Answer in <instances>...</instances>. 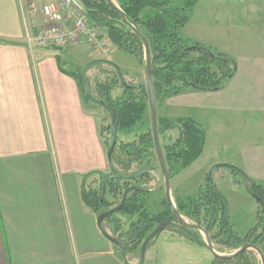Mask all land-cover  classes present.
<instances>
[{"label":"crops","instance_id":"1","mask_svg":"<svg viewBox=\"0 0 264 264\" xmlns=\"http://www.w3.org/2000/svg\"><path fill=\"white\" fill-rule=\"evenodd\" d=\"M21 1L0 0V264H125L81 197L86 175L110 170L101 117L76 78L63 72L70 70L61 51L27 42L32 12ZM68 51L93 60L84 46ZM158 105V117L202 127L201 158L208 152L212 166L234 165L264 188V56L240 60L221 91L190 90ZM162 234L144 264H161L164 254L163 264H182V254L198 246ZM129 264H141V257Z\"/></svg>","mask_w":264,"mask_h":264},{"label":"trees","instance_id":"2","mask_svg":"<svg viewBox=\"0 0 264 264\" xmlns=\"http://www.w3.org/2000/svg\"><path fill=\"white\" fill-rule=\"evenodd\" d=\"M81 2L93 25L98 30L106 29V36L111 44L116 49L135 57L144 66V70L145 52L142 38L137 30L148 41L152 61L153 92L157 105L190 90L221 91L236 74L237 64L233 59L181 37V30L187 25L199 0H114L125 14L126 20L108 0H81ZM95 62L97 61L91 62L90 66ZM101 62L112 66L114 72L106 82L98 83V97L93 96L88 87L87 92L84 89L86 70L82 73L64 70L63 72L76 78L86 103L102 109L99 103L105 105L106 108L103 110L110 125L108 128L101 126L100 135L108 150L112 145L113 125L116 128L117 144L110 159L113 169L109 174L95 172L86 175L97 174L101 177V182L99 189L91 190L85 188L83 180L81 197L85 206L99 217L121 206L124 194L127 193L120 210L105 219L101 231L106 238L117 242L114 244L117 256L123 263L129 264L127 256L138 254L140 258L145 240L173 216V211L166 198L161 202L164 210L160 213H152L147 206L145 196L150 191L143 184L151 177L149 172L135 180L122 177L139 173L148 164H150L149 171L160 168L154 144L147 85L141 83L124 86L118 76L120 68L112 63ZM115 88L122 91L117 98L112 96ZM147 113L150 115L149 122L146 120ZM173 130L179 131L178 138L174 140L171 137L168 143H163L165 134ZM106 131L111 135L109 145L104 138ZM158 132L170 179L192 166L203 155L206 133L192 119L168 120L158 117ZM121 136H132L133 139L124 142ZM134 166L138 170L129 172ZM115 172L121 176L116 175ZM233 172L242 176L253 198H261L264 201L262 183L253 181L237 168ZM121 189H124L123 193H119ZM107 193L114 197L120 195L117 205L106 199ZM175 205L182 217L207 231L215 246L234 253L245 245L260 248L264 243L263 207L260 205L263 215L258 217L256 225L245 236H239L231 224L228 200L212 177L206 179L205 185L195 197L186 199L177 197ZM104 223L109 226L113 236L107 233ZM165 231H171L193 244L207 248L205 239L199 231L184 226L177 220L169 222L161 233ZM161 233L149 242L146 250ZM211 264H256V259L253 251H246L230 260L214 258Z\"/></svg>","mask_w":264,"mask_h":264},{"label":"rangeland","instance_id":"3","mask_svg":"<svg viewBox=\"0 0 264 264\" xmlns=\"http://www.w3.org/2000/svg\"><path fill=\"white\" fill-rule=\"evenodd\" d=\"M58 1L61 0H22L21 2L23 6L25 5L28 11L32 12L30 17L33 23V28H31L32 26L29 27V22L27 20L26 33L27 30L30 32L31 30L38 32V25L35 26L34 21L35 23H38V20H41L39 14L42 6ZM76 1L84 9L87 16L85 6L81 0ZM97 31L106 42L105 48L102 51H96L92 48V45L84 43L85 41L80 42L74 47L57 48V50L61 51L60 54L62 56L64 66L68 70L77 73H82L86 70L84 73L85 84L87 85L89 91L92 92L93 96L96 97H98V83L106 82L112 76L111 73L114 72V68L112 66L106 63L104 64L101 61L114 64L115 59L119 60L122 64V68L120 70L123 72V77L127 85H138L141 83L146 84L144 66L140 64L135 57L116 49L106 36V29L103 28L102 30ZM181 37L185 40H190L194 43H199L211 48L218 53L225 54L229 58L236 61V64L240 60L249 56H264V0H199L190 15L187 25L181 30ZM79 46L89 48L90 53L93 55V60L87 58V53L85 51L66 52V50ZM113 53H115V55L112 59H104ZM94 61L97 62L90 66V63ZM121 93L122 91L119 88H115L112 92V96L113 98H117L121 95ZM96 109L97 113L101 117L102 126L108 128L110 121L104 110L101 107H96ZM149 118L150 115L147 113V122H149ZM104 136L107 144L109 145L111 142V135L109 131H106ZM121 138L124 142H129L133 139L132 136H121ZM169 140L168 134H165L162 142L168 143ZM221 153L226 156L233 154L234 151H222ZM209 156L210 155L207 152L203 158L199 159L192 166L183 170L180 174L171 179V189L173 191L176 190L175 194L171 192L174 205L175 199L177 198L176 193L183 199L192 198L195 197L199 193L202 186L205 185L208 175L211 173L212 169L217 166L211 165L212 160ZM224 165L231 164L224 163ZM237 169L239 168L237 167ZM137 170L138 168L134 166L129 172L132 173ZM109 173L110 170L105 172V174ZM149 173L151 177L144 182L143 186L148 189L150 193L154 192L155 194L152 193L150 196L147 194L145 199L147 200V206L151 212L157 214L164 210V207L161 205V202L166 198L164 181L160 168L156 171H149ZM213 174L212 180L216 183L217 187H219L228 200L231 224L235 233L239 236H245L256 225L258 217L263 215L262 207L247 190L246 182L242 176L235 174L233 170L229 168H218ZM85 177L83 180L86 189H99L101 182V177L99 175L94 174L92 176ZM123 190L124 189H121L119 193H123ZM119 198L120 195L114 197L110 193H107L106 196V199L115 205L118 204ZM104 228L109 235L113 236L109 226L105 223ZM165 232L172 233L171 231ZM161 234L156 239L159 240L158 243H161V239L163 237ZM193 247L194 251L191 252V254L187 252L182 254V264H211L214 256L207 248H198V246L195 245ZM215 249L222 255L232 253V251L218 246H215ZM261 251L264 253V247H261ZM253 253L256 259V264H261V259L258 253L254 251ZM133 258L138 259L139 255L129 254L127 256V260L129 262ZM164 261H166L165 254L163 255L161 264H163Z\"/></svg>","mask_w":264,"mask_h":264},{"label":"water","instance_id":"4","mask_svg":"<svg viewBox=\"0 0 264 264\" xmlns=\"http://www.w3.org/2000/svg\"><path fill=\"white\" fill-rule=\"evenodd\" d=\"M108 2L110 3V5L120 14V16L126 20V16L125 14L121 11V9L115 4V2L113 0H108ZM138 35L142 38V43H143V48H144V52H145V70H146V85H147V90H148V96H149V105H150V112H151V121H152V130H153V134H154V144H155V148H156V154L158 157V161H159V165H160V169H161V173L163 176V181H164V190H165V196H166V200L169 204V206L171 207L172 211H173V216L169 219H167L160 228L156 229L155 231H153L148 238L145 240V242L143 243V251L141 253V264H144V254L146 252V247L148 246L149 242L154 239L159 233H161V231L163 230V228L172 220H177L179 221L182 225L190 227L194 230L199 231L206 242L207 245V249L212 253V255L214 256V258H218V259H226V260H230V259H234L238 256H240L242 253L246 252V251H254L256 253H258V255L260 256L261 259V264H264V255L263 252L261 251V249L259 247H254L252 245H245L242 248H240L239 250L235 251L232 254L229 255H222L219 252H217V250L215 249V246L209 236V234L207 233V231L202 227V226H198V225H194L192 223H190L189 221H187L184 217H182L180 215V213L178 212L177 208L175 207L173 201H172V197H171V179H170V174L167 170L166 167V162H165V158H164V154H163V149L161 146V140H160V135L158 132V113H157V104H156V100H155V96H154V92H153V79H152V61H151V56H150V47H149V43L148 41L142 36V34L140 33L139 30H137ZM118 76L119 79L121 81V83L124 86H127V83L123 77V74L120 70H118ZM84 89L87 92V85L84 84ZM100 106L103 107V109H105V105L103 103H99ZM117 144V132H116V128L113 125L112 127V145L110 147V149L108 150V159H109V166H110V170H112L113 168L110 165V159L113 155L114 149L116 147ZM149 168H150V164L146 165L145 168L139 172L136 173L132 176H122L123 178L127 179V180H135V179H139L143 176H145L148 172H149ZM218 168H229L231 170H234L236 167L231 166V165H217L215 166L211 173L208 175V178L212 177V174L218 169ZM116 175L121 176L118 172H115ZM127 193L124 194V200L122 202V205L125 202ZM264 209V201L261 198H254ZM119 206L109 212L103 213L98 217V224L99 227L101 229L103 222L105 221V219L111 215H113L114 213H116L118 210H120V208L122 207ZM108 233V232H107ZM109 234V233H108ZM108 239V238H107ZM113 244H116L117 242L114 240L109 239Z\"/></svg>","mask_w":264,"mask_h":264},{"label":"built area","instance_id":"5","mask_svg":"<svg viewBox=\"0 0 264 264\" xmlns=\"http://www.w3.org/2000/svg\"><path fill=\"white\" fill-rule=\"evenodd\" d=\"M38 32L26 33L27 42L40 48H68L80 42L102 51L106 42L76 0H61L42 6ZM33 28V27H31ZM37 33V34H36Z\"/></svg>","mask_w":264,"mask_h":264}]
</instances>
